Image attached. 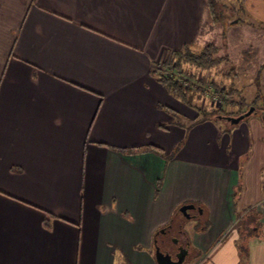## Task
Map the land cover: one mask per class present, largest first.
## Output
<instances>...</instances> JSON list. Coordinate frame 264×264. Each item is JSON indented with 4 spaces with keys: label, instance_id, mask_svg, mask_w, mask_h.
<instances>
[{
    "label": "crops",
    "instance_id": "0c3cea01",
    "mask_svg": "<svg viewBox=\"0 0 264 264\" xmlns=\"http://www.w3.org/2000/svg\"><path fill=\"white\" fill-rule=\"evenodd\" d=\"M234 1L264 24V0ZM211 26L206 0H0V264H158L155 233L184 204L207 219L193 264H264V105L231 80L223 108L252 109L213 116L215 133L190 112L199 89L181 100L157 78ZM258 35L245 53L264 78Z\"/></svg>",
    "mask_w": 264,
    "mask_h": 264
},
{
    "label": "rangeland",
    "instance_id": "374dc122",
    "mask_svg": "<svg viewBox=\"0 0 264 264\" xmlns=\"http://www.w3.org/2000/svg\"><path fill=\"white\" fill-rule=\"evenodd\" d=\"M214 11L216 14H214L216 19L214 20V23H212L210 34L207 35L204 42L201 44L202 46L206 41L213 43L215 46L214 56L219 58L217 66L212 68L210 74V77H212L213 80L211 83H213V86L215 87V85L218 84L217 81H220V83H223L225 85L224 87H226L230 85L229 82L231 80H234L235 83L240 87V89L237 91V99L239 101L245 102L248 94H250L253 97L256 96V98L253 99L254 103H256L258 107H262L264 105L262 92V81L264 78L261 71L263 57L253 54H249L247 56L245 49L247 50L249 47H251L249 44L254 43V39L259 36L258 34L264 33V24L256 22L255 19L248 15L245 10L242 9L240 4L238 2L236 3L234 0H221V3H216ZM258 43L260 46L263 45L261 40ZM249 58L253 61L250 60L249 64H247ZM247 65H250V67L247 68ZM253 65L255 66L252 67ZM188 66L189 67L187 68L189 70L184 72V80L191 82L194 79V75L190 74L189 72L191 71L192 65ZM192 68L193 70L196 69L194 65ZM226 77L229 78L227 79ZM195 92L196 97H194V100L198 99L200 102H194V105L192 104V110H189L192 113V116H194V114H198L196 118L197 120H207L208 123H211L209 120L212 119V121L215 123V133L217 127L221 130V132L225 133V131L228 129L225 127L228 126L227 121L213 117L211 105L207 98L202 95L201 89L195 90ZM228 102L232 103L230 100ZM222 105L224 106V104ZM204 117H207L208 119H205ZM247 117L241 118L238 121L239 123H237L242 124L240 121L244 122L247 120ZM197 124L200 123L194 124L193 127ZM236 125L237 124H235V126ZM208 128L204 126L200 129L204 132V137L200 138L199 144L204 146L206 152L209 154L219 146L221 139L216 141L214 127L208 124ZM204 140L207 141L206 144H203ZM253 140L258 142L257 135H253ZM186 144L187 143H185V140L182 139L175 148V152L181 153ZM249 155L250 151L248 147V152L242 156L241 160H247ZM256 157L259 158V151L255 149L254 158ZM242 187L243 186L239 184L237 187V192H243ZM187 212L189 215L191 214V216L196 214V220H189V218H187L184 214H178L175 223L172 224L173 226H171L167 233H160L161 235H158L157 246H160V249H169L171 246L170 243L174 245L173 249H178L179 246H186L188 247L189 254L186 256L183 264H193L194 261L201 255V252L193 243L192 233H196L202 225H206L207 219L205 218L204 214H198V210L189 209ZM160 231L164 232V229L160 228Z\"/></svg>",
    "mask_w": 264,
    "mask_h": 264
},
{
    "label": "trees",
    "instance_id": "16d2710c",
    "mask_svg": "<svg viewBox=\"0 0 264 264\" xmlns=\"http://www.w3.org/2000/svg\"><path fill=\"white\" fill-rule=\"evenodd\" d=\"M206 1L208 5V11L211 16V23H214V20L216 19V16H214L216 0H206ZM201 42H204V41H201ZM214 50H215V46L213 45V43L206 41L205 44H203L201 47H199L196 50L193 49L191 46L190 47L186 46L182 50H179V51H170L166 59L162 62L161 65L166 70H169L172 68V71L174 74L169 76L166 73L156 70L158 72V76H157L158 80L161 83H163V85H165V87L170 91L172 95L180 98L181 100L183 99L186 100V95L188 94L189 89L191 88L194 89L197 87L190 86V84L188 86H184L183 81L178 76L176 77V75H181L184 72L183 69H184V65L186 64L192 65V66L194 65L196 69H200V70L216 67L219 62V58L214 56ZM218 84L215 86L223 87V90H224V95H225L224 102H223L224 106L229 105L228 101L230 98H232V95L235 92V89L230 86L224 87L223 85L221 84L218 85ZM203 94L204 93L202 91V95ZM211 110L213 111V116L220 115L222 117H227V116H231L234 113H237V112L226 111L225 108H223V105L220 107L211 106ZM241 113H237V114L239 115ZM150 147L153 148L152 146ZM180 213L183 214L179 208L176 209L173 217L171 218V221L169 222V225L163 227L164 232L168 231L171 228V226H173L172 224L175 223L176 218L178 214ZM51 218L52 216L50 214H46L43 220V223L46 227H49V222ZM202 227H203L202 229H204L205 226H202ZM244 227L245 226H240L239 231L241 232L242 230H245V231L248 230V227L246 228ZM160 232H161L160 230L156 231L155 238L158 237Z\"/></svg>",
    "mask_w": 264,
    "mask_h": 264
},
{
    "label": "built area",
    "instance_id": "2783aa9c",
    "mask_svg": "<svg viewBox=\"0 0 264 264\" xmlns=\"http://www.w3.org/2000/svg\"><path fill=\"white\" fill-rule=\"evenodd\" d=\"M157 68H158L157 70L166 73L169 76L174 74L172 68L166 70L165 68H163L161 64H159ZM177 76L183 81L184 86H188L190 84V86H194L201 89L211 106L214 107L222 106L225 98L223 87H216V86L214 87L213 83H211V81H213L212 78L204 79L202 77H197L193 81L189 82L188 80H184V78L181 75H176V77Z\"/></svg>",
    "mask_w": 264,
    "mask_h": 264
},
{
    "label": "flooded vegetation",
    "instance_id": "af4514ba",
    "mask_svg": "<svg viewBox=\"0 0 264 264\" xmlns=\"http://www.w3.org/2000/svg\"><path fill=\"white\" fill-rule=\"evenodd\" d=\"M189 220L194 219V221L196 220V214L189 215ZM170 248L169 249H161L164 253H168L171 257V261H169V259L165 258L164 260H162V264H183V262L186 259V256L189 254V250L188 247L186 246H179L178 249H173L174 245H172V243H170Z\"/></svg>",
    "mask_w": 264,
    "mask_h": 264
},
{
    "label": "water",
    "instance_id": "95a60500",
    "mask_svg": "<svg viewBox=\"0 0 264 264\" xmlns=\"http://www.w3.org/2000/svg\"><path fill=\"white\" fill-rule=\"evenodd\" d=\"M252 108H249L246 112H244L243 114L236 116V117H230L229 120L231 122H237L238 120H240L241 118L247 116ZM194 208L193 204H184L183 206L180 207V211L188 218L189 214L187 212V210ZM165 258L169 259V261H171V257L170 255L167 253H164L159 246H155V259L157 261L158 264H162V260H164Z\"/></svg>",
    "mask_w": 264,
    "mask_h": 264
}]
</instances>
